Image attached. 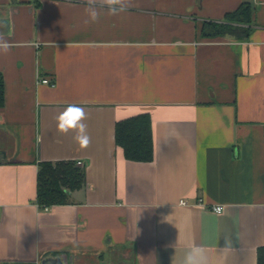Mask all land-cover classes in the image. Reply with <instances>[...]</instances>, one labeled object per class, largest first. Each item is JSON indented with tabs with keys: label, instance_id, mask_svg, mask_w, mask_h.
I'll use <instances>...</instances> for the list:
<instances>
[{
	"label": "crops",
	"instance_id": "1",
	"mask_svg": "<svg viewBox=\"0 0 264 264\" xmlns=\"http://www.w3.org/2000/svg\"><path fill=\"white\" fill-rule=\"evenodd\" d=\"M131 2L89 24L84 0H0V36L14 45L0 54V264H183L193 245L207 264H258L264 0ZM243 5L250 23L203 37ZM69 104L87 113V148L57 131ZM142 114L149 163L115 141L116 124ZM60 161L82 162L86 184L41 209L40 164Z\"/></svg>",
	"mask_w": 264,
	"mask_h": 264
},
{
	"label": "trees",
	"instance_id": "2",
	"mask_svg": "<svg viewBox=\"0 0 264 264\" xmlns=\"http://www.w3.org/2000/svg\"><path fill=\"white\" fill-rule=\"evenodd\" d=\"M252 9L243 5L228 14L222 22H206L202 31L205 39H216L238 29V25L250 23ZM5 105V83L0 74V108ZM116 144L125 157L134 162L149 163L155 159L152 120L149 114L132 117L116 124ZM86 173L75 161L44 162L38 173L37 203L41 209L71 203V193L86 184ZM258 264H264V247L258 250Z\"/></svg>",
	"mask_w": 264,
	"mask_h": 264
},
{
	"label": "clouds",
	"instance_id": "3",
	"mask_svg": "<svg viewBox=\"0 0 264 264\" xmlns=\"http://www.w3.org/2000/svg\"><path fill=\"white\" fill-rule=\"evenodd\" d=\"M87 4L85 13L88 17L86 23H97L102 15L103 9L107 14L118 15L126 12L131 6V0H84ZM14 45L0 36V54H7ZM87 113L84 108L69 104L57 117V131L62 135L74 133L73 139L80 148H87L91 144L88 134ZM183 264H207L206 249L202 245H193L184 257Z\"/></svg>",
	"mask_w": 264,
	"mask_h": 264
},
{
	"label": "built area",
	"instance_id": "4",
	"mask_svg": "<svg viewBox=\"0 0 264 264\" xmlns=\"http://www.w3.org/2000/svg\"><path fill=\"white\" fill-rule=\"evenodd\" d=\"M42 82L44 84H51V80H49V79H44ZM78 165L79 166H83V163L82 162H78ZM181 204L182 205H185L186 202L185 201H182ZM212 211L215 212V213H218V214H222L224 212V207L223 206H214L212 208Z\"/></svg>",
	"mask_w": 264,
	"mask_h": 264
},
{
	"label": "water",
	"instance_id": "5",
	"mask_svg": "<svg viewBox=\"0 0 264 264\" xmlns=\"http://www.w3.org/2000/svg\"><path fill=\"white\" fill-rule=\"evenodd\" d=\"M54 262L53 261H44L43 264H53Z\"/></svg>",
	"mask_w": 264,
	"mask_h": 264
}]
</instances>
